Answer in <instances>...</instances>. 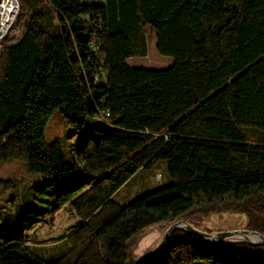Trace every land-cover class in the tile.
<instances>
[{"label": "trees", "instance_id": "trees-1", "mask_svg": "<svg viewBox=\"0 0 264 264\" xmlns=\"http://www.w3.org/2000/svg\"><path fill=\"white\" fill-rule=\"evenodd\" d=\"M18 3L19 34L3 45L0 168L21 162L31 180L0 177V264H138L148 228L220 207L264 234V0ZM147 25L169 68L128 64L147 54ZM56 114L69 158L45 138ZM159 161L170 184L114 199ZM65 206L77 220L49 260L25 231ZM147 264H264V245L175 230Z\"/></svg>", "mask_w": 264, "mask_h": 264}, {"label": "rangeland", "instance_id": "rangeland-1", "mask_svg": "<svg viewBox=\"0 0 264 264\" xmlns=\"http://www.w3.org/2000/svg\"><path fill=\"white\" fill-rule=\"evenodd\" d=\"M19 10L20 7L18 3V10L12 23L6 30L5 34H3L0 38V77L5 64L3 45L6 42H12L13 39L19 34ZM13 24L14 32L11 35L6 36ZM144 34L147 41V54L145 56L129 58L127 61L128 64L132 67L138 68H169L173 64L174 60L171 57L158 53L156 49V32L154 28L150 25H147L145 27ZM69 129L70 128L64 125L61 117L56 114L49 118L45 133L46 140H50L54 137H58L60 139L67 158H69L72 153L70 148L71 140L68 137L70 132ZM0 177L14 178L18 181H21L22 186H26L31 180L25 166L18 161L4 164L0 168ZM170 183L171 179L168 175L166 164L163 161H159L152 168L141 169L135 175H133L114 195V199L119 201L121 204H126L143 195L144 193L154 191ZM76 220L77 217L75 212H73L69 206H65L55 213L44 217L40 223L34 225L31 230L25 231V233L30 243H32V245H34L41 252V254L44 255L45 258L51 260L56 258L57 255H59L66 248V243L60 242L61 240L59 237L61 235L70 233L73 230L72 225L76 222ZM183 221L190 224L195 229L208 234L231 232L237 230H250L246 228L250 219L242 211L226 210L222 207L214 208L212 211L197 210L187 219H180L172 222L171 224L154 225L148 228L139 238L137 244L132 248V256L140 262L142 258L157 248L158 244L163 240V237L170 226L174 224L180 225ZM196 226L198 228H196ZM2 230L3 228L0 227V232ZM172 233L170 234V237ZM249 239L251 241L259 240L258 238ZM241 240H246L249 242L247 239L237 235L223 238L218 242H234ZM209 241L214 242L215 239L209 238Z\"/></svg>", "mask_w": 264, "mask_h": 264}, {"label": "water", "instance_id": "water-1", "mask_svg": "<svg viewBox=\"0 0 264 264\" xmlns=\"http://www.w3.org/2000/svg\"><path fill=\"white\" fill-rule=\"evenodd\" d=\"M15 2H16L17 8H18L17 0H15ZM176 229H181L187 233L199 236L200 238L204 239L207 242H210L209 238L215 239L214 242H210L212 244L217 243L218 241L222 240L223 238L230 237L233 235L241 236V237L247 239L250 242V244H252V245L264 244V234L258 233L256 231L237 230V231H231V232H219V233H214V234H208V233L202 232L198 229H195L193 226H191L190 224L183 221L182 224H180V225L174 224V225L170 226L168 228V230L166 231V233L163 237V240L158 244L157 248L154 251H152L151 253H149L148 255H146L144 258H142V260L138 264H147L153 258H155L159 254H161L165 250V248L167 247V244H168V241L170 238V234ZM249 236H255L259 240L258 241H251L249 239Z\"/></svg>", "mask_w": 264, "mask_h": 264}, {"label": "bare ground", "instance_id": "bare-ground-1", "mask_svg": "<svg viewBox=\"0 0 264 264\" xmlns=\"http://www.w3.org/2000/svg\"><path fill=\"white\" fill-rule=\"evenodd\" d=\"M17 10L18 8L15 0H0V38L9 28ZM249 238L256 239L255 236H250Z\"/></svg>", "mask_w": 264, "mask_h": 264}]
</instances>
